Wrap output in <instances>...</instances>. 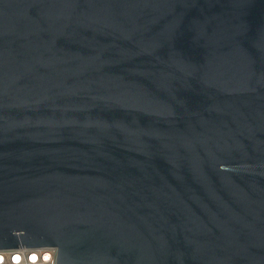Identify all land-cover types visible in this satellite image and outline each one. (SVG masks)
I'll return each mask as SVG.
<instances>
[{"label":"water","instance_id":"water-1","mask_svg":"<svg viewBox=\"0 0 264 264\" xmlns=\"http://www.w3.org/2000/svg\"><path fill=\"white\" fill-rule=\"evenodd\" d=\"M57 264H264V0H0V250Z\"/></svg>","mask_w":264,"mask_h":264},{"label":"built area","instance_id":"built-area-1","mask_svg":"<svg viewBox=\"0 0 264 264\" xmlns=\"http://www.w3.org/2000/svg\"><path fill=\"white\" fill-rule=\"evenodd\" d=\"M0 264H57V249L18 248L0 250Z\"/></svg>","mask_w":264,"mask_h":264}]
</instances>
